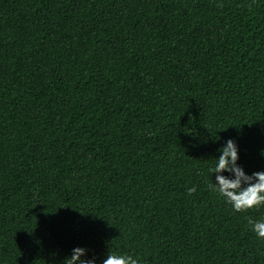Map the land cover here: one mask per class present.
<instances>
[{"label":"trees","instance_id":"16d2710c","mask_svg":"<svg viewBox=\"0 0 264 264\" xmlns=\"http://www.w3.org/2000/svg\"><path fill=\"white\" fill-rule=\"evenodd\" d=\"M229 138L264 171V0H0V264H264Z\"/></svg>","mask_w":264,"mask_h":264},{"label":"clouds","instance_id":"9594fccd","mask_svg":"<svg viewBox=\"0 0 264 264\" xmlns=\"http://www.w3.org/2000/svg\"><path fill=\"white\" fill-rule=\"evenodd\" d=\"M211 174L215 173V182L209 185L210 189L219 195L233 211L240 212L264 205V171L247 174L238 164L239 148L236 142L229 138L217 150ZM264 155V149H261ZM227 173V175H225ZM192 192L193 189H188ZM251 231L258 240L264 241V219L249 220ZM86 249L75 247L63 264H96L95 259H84ZM102 264H140L137 257L129 254L108 252Z\"/></svg>","mask_w":264,"mask_h":264}]
</instances>
